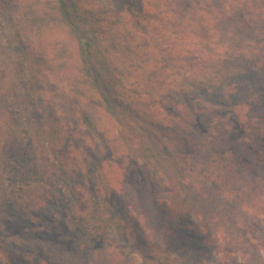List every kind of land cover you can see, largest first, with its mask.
Returning <instances> with one entry per match:
<instances>
[{
	"label": "trees",
	"instance_id": "obj_1",
	"mask_svg": "<svg viewBox=\"0 0 264 264\" xmlns=\"http://www.w3.org/2000/svg\"><path fill=\"white\" fill-rule=\"evenodd\" d=\"M2 12L0 264H264V214L250 220L238 195L264 193L263 0H0ZM131 158L169 188L196 179L230 216L207 213L203 194L174 208L139 195ZM25 166L33 177L8 191Z\"/></svg>",
	"mask_w": 264,
	"mask_h": 264
},
{
	"label": "rangeland",
	"instance_id": "obj_2",
	"mask_svg": "<svg viewBox=\"0 0 264 264\" xmlns=\"http://www.w3.org/2000/svg\"><path fill=\"white\" fill-rule=\"evenodd\" d=\"M259 1H256V4L261 7V4L258 3ZM263 5H264V0H263ZM251 9V8H250ZM7 18L6 14L4 12L0 13V57L4 58L5 61L7 62L9 58V46L8 44L10 43L9 41V36H8V27H7ZM232 23L230 26H227L224 28L226 34L232 36L233 34H237L238 32V23L239 21L237 20L236 22H230ZM153 23H141V25H134V28H136V32L138 34H147L150 35V29ZM242 29V28H241ZM212 30V29H210ZM247 30V29H244ZM169 31V30H166ZM252 31L250 32V35L252 34ZM173 34L172 32H169L168 35ZM9 41V43H8ZM231 41V40H230ZM155 45L157 47H162L163 43L161 41L155 42ZM228 45V43H227ZM10 66L5 67L4 65V71L7 73L10 70ZM9 82V78L7 80V83ZM4 122L2 115L0 116V124ZM0 128H2L0 126ZM48 154V153H47ZM49 156L53 161L55 162L57 160V155L53 152L49 153ZM19 171L16 170L15 174L10 177L7 180V185L5 186L6 189L10 192H17V189H20V180L18 176H15L16 173H22L23 175H29L32 176L34 173L31 171L29 166H25V168H20L18 169ZM155 176V177H154ZM156 177H159L155 175L148 166L145 165L144 162H142L140 159L134 160L130 159L128 162L127 166V172L124 176L125 182L129 184L134 191H136L139 195H143L148 198H154L157 195L162 196L164 198L168 199L170 207L172 206L173 208L175 207L176 204H184L185 207L192 205L193 202L190 201V199L186 200V196L196 197L197 195L203 194V198H201L203 201L206 203L203 204L205 207V211L209 213L211 216H214V218H224L225 222L230 216L228 209L224 206V200H221V197L218 196V194L214 193L212 189L209 188H202L201 186L196 185L199 182L196 179H190L188 182H183L181 183L180 187H176L175 184H171L170 188L173 189V191L169 188V184L163 183L158 181ZM34 184L38 183V180L33 182ZM175 191H178L181 195V202L177 203L175 202ZM261 191H255V190H248V191H238V195L241 197V203H242V208L241 212L242 213H247V217L250 218V220L253 218H257L261 221V217L259 215L264 214V193H260ZM161 194V195H160ZM164 195V196H163ZM263 195V196H262ZM195 203V201H194ZM218 207H221V210L218 209ZM174 210V209H173ZM223 210V211H222ZM153 215V213H152ZM245 214H241L240 216L242 219L245 221L246 218L243 217ZM163 216H165L163 214ZM210 216V217H211ZM160 219L157 221V219H154V217L150 218V225H152L157 231L158 226L160 223ZM212 219V218H211ZM165 221V220H164ZM214 222V221H213ZM219 224L216 229L219 227H223V222L220 225V221L214 222ZM172 224V223H171ZM175 226V223H174ZM168 230L166 229V233L169 235L167 232Z\"/></svg>",
	"mask_w": 264,
	"mask_h": 264
}]
</instances>
